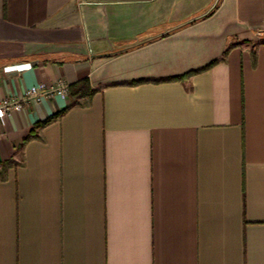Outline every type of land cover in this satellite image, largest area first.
Segmentation results:
<instances>
[{
    "label": "crops",
    "instance_id": "1",
    "mask_svg": "<svg viewBox=\"0 0 264 264\" xmlns=\"http://www.w3.org/2000/svg\"><path fill=\"white\" fill-rule=\"evenodd\" d=\"M179 4L0 0V100L88 85L0 121V264H264V0Z\"/></svg>",
    "mask_w": 264,
    "mask_h": 264
},
{
    "label": "built area",
    "instance_id": "2",
    "mask_svg": "<svg viewBox=\"0 0 264 264\" xmlns=\"http://www.w3.org/2000/svg\"><path fill=\"white\" fill-rule=\"evenodd\" d=\"M70 95L69 86L60 82L55 86L39 84L27 90L22 96L0 100V121L4 122L14 112L21 111L25 105L40 104L46 100L60 98L67 100Z\"/></svg>",
    "mask_w": 264,
    "mask_h": 264
},
{
    "label": "trees",
    "instance_id": "3",
    "mask_svg": "<svg viewBox=\"0 0 264 264\" xmlns=\"http://www.w3.org/2000/svg\"><path fill=\"white\" fill-rule=\"evenodd\" d=\"M226 55H227V52H225V54H224L223 58L221 59V61H224V60H225ZM219 61H220V60H216V61L212 62L210 65H208L207 67H205V68H203V69H200V70H196V71H194V72H191V73L187 74L185 77H191V76H193V75H195V74H197V73H201V72L205 71L206 69H208L209 67L214 66V65L217 64ZM179 79H181V77L175 78L174 80H179ZM133 84H136V85H137V84H139V82H137V83H133ZM77 85H78V87H79L80 89L83 88V87H87V86H88L86 81H82V82L76 84L74 87H73V86L69 87V89L72 90V92H74V88L77 87ZM92 93H94V92L91 91L89 94L91 95ZM58 117H59V116L56 115V116H53V117L49 118V119L46 120V121H43V122L37 124V125L33 128V130L31 131V134L34 133V132H36L37 130H39V129H41V128L47 126V125H49L52 121H54V120H55L56 118H58ZM19 165H20V164L17 163V162H15V161H9V162L1 163V164H0V176L4 179V178H5V174L8 172V170H10V169H12V168H17Z\"/></svg>",
    "mask_w": 264,
    "mask_h": 264
},
{
    "label": "rangeland",
    "instance_id": "4",
    "mask_svg": "<svg viewBox=\"0 0 264 264\" xmlns=\"http://www.w3.org/2000/svg\"><path fill=\"white\" fill-rule=\"evenodd\" d=\"M199 1H201V0H198V2ZM203 1V0H202ZM186 2H187V0H179V7H178V15H180L181 13L183 14V13H185L186 11L184 10L185 9V7H186ZM195 8H197V7H195ZM199 8V7H198ZM172 14H174V13H172Z\"/></svg>",
    "mask_w": 264,
    "mask_h": 264
}]
</instances>
